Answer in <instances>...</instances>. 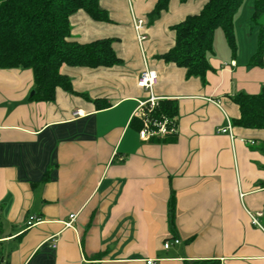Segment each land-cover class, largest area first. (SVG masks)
Returning <instances> with one entry per match:
<instances>
[{
    "label": "crops",
    "instance_id": "obj_1",
    "mask_svg": "<svg viewBox=\"0 0 264 264\" xmlns=\"http://www.w3.org/2000/svg\"><path fill=\"white\" fill-rule=\"evenodd\" d=\"M208 1L171 0L155 22L157 0H100L108 23L79 11L73 40L114 38L122 64L65 67L74 92L54 102L31 99V69H0V264H264V130L235 128L231 99L258 94L264 67L214 51L204 83L158 58ZM146 69L152 92L138 86ZM151 96L178 101L173 140L141 139L135 113Z\"/></svg>",
    "mask_w": 264,
    "mask_h": 264
},
{
    "label": "trees",
    "instance_id": "obj_2",
    "mask_svg": "<svg viewBox=\"0 0 264 264\" xmlns=\"http://www.w3.org/2000/svg\"><path fill=\"white\" fill-rule=\"evenodd\" d=\"M244 0H209L202 10L172 26L175 44L158 56L168 64L184 68L187 78H200L213 70L209 55L214 52L215 32L221 28L235 58L238 54L235 15ZM171 0H157L148 14L149 21L161 18ZM85 12L96 22H110L100 0H0V69H31L35 90L31 99L54 102L58 89L74 92L72 80L63 73L65 67L113 68L122 64L114 49L116 39L106 38L81 43L72 38V17ZM252 21L258 26V48L250 66L264 67V0H255ZM240 109L232 121L235 128L264 130V87L258 94L240 92L231 97ZM100 108L101 106L98 105ZM177 100L164 99L151 113L153 119L177 120ZM139 129L143 127L139 123ZM168 135V139H174ZM264 153V146L261 148ZM174 228V201L171 204Z\"/></svg>",
    "mask_w": 264,
    "mask_h": 264
},
{
    "label": "built area",
    "instance_id": "obj_3",
    "mask_svg": "<svg viewBox=\"0 0 264 264\" xmlns=\"http://www.w3.org/2000/svg\"><path fill=\"white\" fill-rule=\"evenodd\" d=\"M143 27V21L140 20L137 22L136 29L140 31ZM146 37L140 36V40L144 41ZM159 79V76L156 71L152 70H144L138 80V86L146 91L152 92L154 86L157 84ZM160 100L154 96L150 97V100L147 102H141L136 110V116L143 122V129L140 132V137L142 140L148 141L156 136H168V135H174L177 133V124L175 120L171 119H153L151 118V113L155 109V107L158 105V102ZM223 133H232V125L229 122V125L227 128H224L222 130ZM0 141H1V133H0ZM254 144V143H252ZM262 216V213H257L256 215L252 216L253 223L257 226H261L259 223L258 217ZM75 218V215L71 216V219L73 220ZM34 220V219H33ZM31 220L29 222V225H33L34 222ZM71 225V223H69ZM175 243L179 244L180 240H175ZM171 242H166L164 244L165 249H169L171 247ZM146 264H161V262L155 259H147Z\"/></svg>",
    "mask_w": 264,
    "mask_h": 264
},
{
    "label": "rangeland",
    "instance_id": "obj_4",
    "mask_svg": "<svg viewBox=\"0 0 264 264\" xmlns=\"http://www.w3.org/2000/svg\"><path fill=\"white\" fill-rule=\"evenodd\" d=\"M254 2L255 0H244L242 5L239 7L235 15V32H236V42L238 46V52L241 50V59L249 63L251 60L249 56V51L254 46V54L257 52L258 48V26L252 21V16L254 14ZM149 24H151L149 22ZM217 30L222 32L223 40L222 42L217 40ZM215 32V41H214V51L218 54L221 53V50L224 49L231 57L232 51L229 47V44L226 40L224 31L219 28ZM222 45V46H220ZM253 54V55H254ZM213 54L209 55V60L213 57ZM251 152L253 151L251 145L245 144Z\"/></svg>",
    "mask_w": 264,
    "mask_h": 264
}]
</instances>
